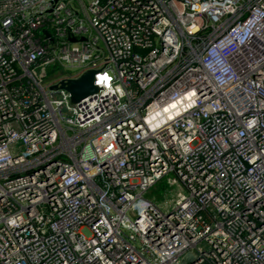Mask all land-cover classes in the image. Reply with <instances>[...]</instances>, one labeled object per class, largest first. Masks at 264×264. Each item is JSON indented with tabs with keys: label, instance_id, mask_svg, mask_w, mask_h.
Here are the masks:
<instances>
[{
	"label": "built area",
	"instance_id": "obj_1",
	"mask_svg": "<svg viewBox=\"0 0 264 264\" xmlns=\"http://www.w3.org/2000/svg\"><path fill=\"white\" fill-rule=\"evenodd\" d=\"M0 264H264V0H0Z\"/></svg>",
	"mask_w": 264,
	"mask_h": 264
},
{
	"label": "water",
	"instance_id": "obj_2",
	"mask_svg": "<svg viewBox=\"0 0 264 264\" xmlns=\"http://www.w3.org/2000/svg\"><path fill=\"white\" fill-rule=\"evenodd\" d=\"M70 39L74 38L70 37ZM94 71V69H86L76 77L62 78L58 83L51 84L50 88L55 91L63 87L69 92L70 99L77 101L81 97L98 89V86L93 81Z\"/></svg>",
	"mask_w": 264,
	"mask_h": 264
},
{
	"label": "rangeland",
	"instance_id": "obj_3",
	"mask_svg": "<svg viewBox=\"0 0 264 264\" xmlns=\"http://www.w3.org/2000/svg\"><path fill=\"white\" fill-rule=\"evenodd\" d=\"M166 186L167 183L164 175L160 177L151 187L148 188L147 193L148 195L151 194L155 196L156 199H160L162 197V193L166 191V189H164Z\"/></svg>",
	"mask_w": 264,
	"mask_h": 264
}]
</instances>
